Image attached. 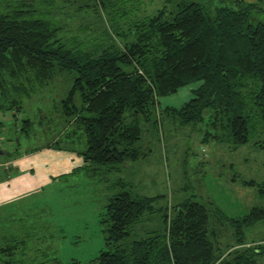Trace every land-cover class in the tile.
Listing matches in <instances>:
<instances>
[{
    "label": "trees",
    "instance_id": "obj_1",
    "mask_svg": "<svg viewBox=\"0 0 264 264\" xmlns=\"http://www.w3.org/2000/svg\"><path fill=\"white\" fill-rule=\"evenodd\" d=\"M81 1L80 9L90 7ZM161 1L150 10L146 0H93L108 28L88 40L64 37L62 25L30 9L1 13L0 112L27 134L35 120L19 124L18 114L54 90L60 72H75L56 104L63 131L45 148L73 150L83 162L74 173L104 185L97 221L104 246L90 264H263L264 239L243 237L264 220V204L228 217L186 199L139 235V223L160 209L156 197L134 193L121 176L110 179L141 156L142 133L160 125L162 114L180 125L203 124L204 139L232 148L253 140L264 149V0ZM191 82L199 83L180 107L158 109L159 98ZM5 124L0 118V129ZM245 183L264 199V180ZM220 223L231 226L234 242H222ZM22 234L4 239L0 264H63L57 255L38 259V250L26 259L28 243L46 239Z\"/></svg>",
    "mask_w": 264,
    "mask_h": 264
},
{
    "label": "rangeland",
    "instance_id": "obj_2",
    "mask_svg": "<svg viewBox=\"0 0 264 264\" xmlns=\"http://www.w3.org/2000/svg\"><path fill=\"white\" fill-rule=\"evenodd\" d=\"M146 1L150 10L163 3ZM80 2L0 0V14L15 8L30 9L31 16L43 14L53 24L62 25L64 37L88 40L108 25L105 15L95 13L93 0H87L90 7L81 9ZM59 74L54 90L18 114L19 124L26 116L35 120L27 134L15 129L9 112H0L6 123V129H0V245L8 236L20 240L24 237L23 230L30 231L46 240H31L23 250L29 257L26 259H31L38 250V259L47 254L59 256L63 264H90L89 260L104 246V233L97 222L104 202V185L93 184L84 174L74 173L83 162L73 150L45 148L62 130L56 104L66 95L75 76L74 71ZM198 83L191 82L159 98L158 109L180 107L192 96V88ZM205 131L203 124L180 125L162 114L160 125L147 126L142 133L138 142L141 156L128 161L119 174H110V179L121 176L134 193L156 197L154 206L160 209L139 223V235L157 227L167 207L186 199L206 204L210 211L219 209L228 217L264 204L257 185L245 183L264 180V149L255 146L253 140L232 148L213 138L204 139ZM17 141H20L19 154L14 155ZM222 223L218 224L222 228V242H234L231 226ZM243 239L248 242L264 239V220L245 229Z\"/></svg>",
    "mask_w": 264,
    "mask_h": 264
},
{
    "label": "water",
    "instance_id": "obj_3",
    "mask_svg": "<svg viewBox=\"0 0 264 264\" xmlns=\"http://www.w3.org/2000/svg\"><path fill=\"white\" fill-rule=\"evenodd\" d=\"M0 153H1V151H0Z\"/></svg>",
    "mask_w": 264,
    "mask_h": 264
}]
</instances>
